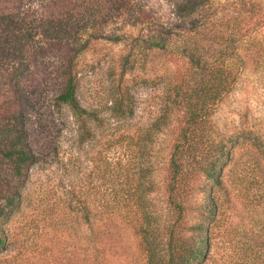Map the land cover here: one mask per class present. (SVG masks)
I'll return each mask as SVG.
<instances>
[{
  "label": "rangeland",
  "instance_id": "374dc122",
  "mask_svg": "<svg viewBox=\"0 0 264 264\" xmlns=\"http://www.w3.org/2000/svg\"><path fill=\"white\" fill-rule=\"evenodd\" d=\"M171 2L115 0L85 26L79 39L84 51L73 61L78 113L57 101L74 43L38 40L28 66L16 68L36 160L24 183L11 182L0 192V208L10 190L21 200L12 215L0 218V264H159L171 223L168 163L189 124L185 105L203 100L190 89L204 71L197 67L198 75H191L187 58L146 42L170 31L178 36L169 38L168 51L191 44L202 51L210 47L203 34L226 30L215 21L234 18H244L245 26L235 48L215 66L230 70L235 81L205 103L181 160L184 169L196 171L185 226L214 209L204 264H253L254 258L242 260L250 247L259 252L255 264H264V18H251L238 6L241 0H211L217 8L212 21L196 30L197 14L181 20ZM254 2L264 11V0ZM40 3L31 5L34 13ZM181 30L193 32L179 37ZM117 103L129 104L132 114H117ZM215 146L223 147V156ZM213 163L223 164L219 183L206 174ZM128 189L146 199L145 215L132 205L130 215L117 218L128 210L107 206L117 190L120 198L131 196ZM147 215L154 220L149 225ZM145 231L155 261L143 243Z\"/></svg>",
  "mask_w": 264,
  "mask_h": 264
},
{
  "label": "trees",
  "instance_id": "16d2710c",
  "mask_svg": "<svg viewBox=\"0 0 264 264\" xmlns=\"http://www.w3.org/2000/svg\"><path fill=\"white\" fill-rule=\"evenodd\" d=\"M37 1L41 2L39 12L34 13L31 5ZM210 1L172 0L171 3L173 4L174 14L181 20L186 19L187 16L197 14L196 30H200L204 29L215 15L217 8H214ZM245 1L241 0L238 5L244 12L251 13V18L255 16L256 18H264V11L260 9V3H255L254 0ZM114 2L115 0H0V192L4 187L8 190L7 186L11 182L24 183L30 167L36 160L29 146L26 130L27 114L23 95L15 76L16 68L23 65L28 66L37 48L38 40H42L48 45L60 42L74 43V53L65 67V89L58 96L57 101L67 104L76 113L80 112L82 109L79 107L75 96L77 81L73 71L74 59L85 48V42L79 39L83 35L82 31L85 26L93 22L104 9L110 8ZM215 22L218 26L225 25L226 30L222 32L218 29L203 34L202 36L206 42L210 43V47L202 51L200 48L195 47V45L198 46L197 44L177 46L174 51H168L166 47L170 46L167 45V41L172 35L178 36L170 31H167L166 37H162L163 34H158L157 38L151 36L146 42L152 48L187 58L192 65L191 67L194 68L193 71H195L191 75H198L197 67H203L202 70L204 71L199 81L196 78L194 79V85L191 84L190 89L193 96L203 98V100L198 105H193L192 102L185 105L190 116L189 124L181 132V140L174 147L168 163L169 184L167 185V192L169 194L168 206L171 223L165 242L166 255L158 257L159 264H204L210 256L212 227L217 218V213L212 214L214 209L205 207L209 208L210 212H203L204 215L200 221L189 227L185 226V202L193 192L190 183L191 179L195 178L196 171L195 169H184L181 160L184 148L188 145L190 136L194 132L190 129L196 127V124L198 125L197 120L207 107L205 103L211 99L215 101L220 98L229 91L231 84L235 81L230 70L217 67L215 64L223 63L228 56L229 49L233 50L235 48L234 46L240 38L238 35L243 30L246 21L244 18H234L232 20L219 19ZM192 32L181 30L179 37H181V33L188 35ZM211 45L216 46L217 50L212 52L210 50ZM213 53L214 60L210 62ZM177 104L180 105V102ZM116 111L117 114L124 116L125 114H132L133 109L129 104L122 106L117 103ZM215 147L213 151L217 152L219 157L223 156V147ZM222 165L216 166V163H213L206 169V174L217 180L218 183L222 174ZM140 186L142 189L143 185ZM8 192L11 194L4 207L0 208V218L6 217L7 219L21 202L19 199L20 193L16 189ZM127 192H131V196L126 195L125 198H120L117 195V190L113 199L107 203L109 208L118 207L117 209H120L121 207L128 210L125 214L119 213L115 217L121 218L123 215H130L132 205L141 208L145 215L148 204L146 199L143 196L142 199L134 196L137 192L136 189L133 191L128 189ZM210 206L215 208V205ZM153 221L150 216L145 217V222L148 225ZM145 232L146 238L143 243L148 247L149 260L155 261V251L152 242L147 237L149 231ZM3 247L4 239L0 237V251ZM247 251H250L248 255ZM253 258L252 263L255 264V261H258L259 258L258 251L255 250L254 252L251 247L244 250L242 260Z\"/></svg>",
  "mask_w": 264,
  "mask_h": 264
}]
</instances>
